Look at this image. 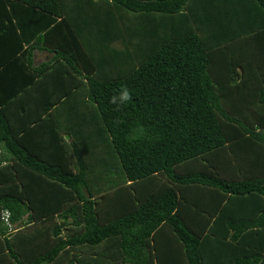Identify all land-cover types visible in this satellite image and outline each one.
Instances as JSON below:
<instances>
[{"label": "trees", "instance_id": "1", "mask_svg": "<svg viewBox=\"0 0 264 264\" xmlns=\"http://www.w3.org/2000/svg\"><path fill=\"white\" fill-rule=\"evenodd\" d=\"M243 5L0 0V264H264V24H210Z\"/></svg>", "mask_w": 264, "mask_h": 264}, {"label": "crops", "instance_id": "2", "mask_svg": "<svg viewBox=\"0 0 264 264\" xmlns=\"http://www.w3.org/2000/svg\"><path fill=\"white\" fill-rule=\"evenodd\" d=\"M217 6V4H216ZM224 22V28L228 30L232 28H238L241 30H247L252 24L254 23H261L264 24V15L261 11H259L257 8L252 9L248 7V5L241 6H234L229 9V11L224 12V15H221L220 13H216L213 18H210V24H211V32L214 34L216 32L215 30H218L217 28H221V24ZM229 27V28H228ZM258 47H264V35H261L257 41ZM261 52H258L260 54ZM262 54L264 57V50H262ZM51 55H49L46 52H36L34 54V64L38 65L43 61H46L50 58Z\"/></svg>", "mask_w": 264, "mask_h": 264}, {"label": "clouds", "instance_id": "3", "mask_svg": "<svg viewBox=\"0 0 264 264\" xmlns=\"http://www.w3.org/2000/svg\"><path fill=\"white\" fill-rule=\"evenodd\" d=\"M131 99V94L128 90V88L122 87L118 97L117 96H113L110 100L111 103L115 104L117 103V100L120 101L121 104L128 102Z\"/></svg>", "mask_w": 264, "mask_h": 264}]
</instances>
